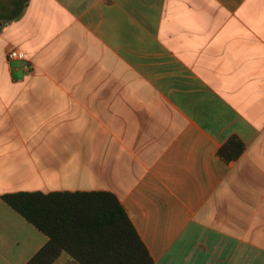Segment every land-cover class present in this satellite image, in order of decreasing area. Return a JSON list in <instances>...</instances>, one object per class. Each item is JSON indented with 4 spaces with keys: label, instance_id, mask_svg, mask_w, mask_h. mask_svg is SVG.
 Returning a JSON list of instances; mask_svg holds the SVG:
<instances>
[{
    "label": "crops",
    "instance_id": "1",
    "mask_svg": "<svg viewBox=\"0 0 264 264\" xmlns=\"http://www.w3.org/2000/svg\"><path fill=\"white\" fill-rule=\"evenodd\" d=\"M57 192L115 195L154 264H264V0H0V264L49 242L3 197Z\"/></svg>",
    "mask_w": 264,
    "mask_h": 264
},
{
    "label": "trees",
    "instance_id": "2",
    "mask_svg": "<svg viewBox=\"0 0 264 264\" xmlns=\"http://www.w3.org/2000/svg\"><path fill=\"white\" fill-rule=\"evenodd\" d=\"M244 146L231 138L218 152L230 163ZM4 202L41 233L48 244L28 264H154L117 197L108 192L16 193Z\"/></svg>",
    "mask_w": 264,
    "mask_h": 264
},
{
    "label": "built area",
    "instance_id": "3",
    "mask_svg": "<svg viewBox=\"0 0 264 264\" xmlns=\"http://www.w3.org/2000/svg\"><path fill=\"white\" fill-rule=\"evenodd\" d=\"M26 54L22 52L19 49H11L8 52V61L13 62V61H20L24 62L26 61ZM29 68V67H28Z\"/></svg>",
    "mask_w": 264,
    "mask_h": 264
}]
</instances>
